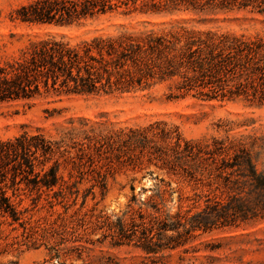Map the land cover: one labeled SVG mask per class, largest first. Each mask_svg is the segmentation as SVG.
<instances>
[{"label": "trees", "instance_id": "trees-1", "mask_svg": "<svg viewBox=\"0 0 264 264\" xmlns=\"http://www.w3.org/2000/svg\"><path fill=\"white\" fill-rule=\"evenodd\" d=\"M119 8L123 14L189 13L197 24L184 20L162 31L120 32L77 45L56 38L28 41L15 54H0V104L49 95L128 94L164 82L170 99L264 105V37L196 26L234 10L264 16V0H32L11 19L26 26H73ZM69 124L56 140L39 133L0 139V217L20 221L8 191L13 195L21 185L36 195L33 204L45 195L49 209L61 205L66 214L78 195L75 179L90 178L104 193L108 177L150 166L203 190L193 196L194 203L203 199V207L191 215L179 209L170 214L169 185L160 180L152 195L132 196L119 215L92 219L74 213L46 223L41 240L51 260L87 257L91 247L108 241L139 250L145 258L137 264H162L157 255L184 246L196 232L264 220V174L242 139L187 140L161 121L118 129L84 120ZM96 232L100 238L92 240Z\"/></svg>", "mask_w": 264, "mask_h": 264}, {"label": "rangeland", "instance_id": "rangeland-1", "mask_svg": "<svg viewBox=\"0 0 264 264\" xmlns=\"http://www.w3.org/2000/svg\"><path fill=\"white\" fill-rule=\"evenodd\" d=\"M32 0H0V54L12 55L28 41L36 39H63L71 45L90 41L95 37L116 36L120 32L162 31L171 24L184 20L197 24L189 13L172 15H143L138 11L123 14L124 8L88 19L73 26H26L12 21L13 12ZM202 28L219 27L224 30L264 37V16L249 9L218 13ZM14 34V38H9ZM168 83L128 94L109 96L49 95L32 101L0 104V139L22 133L42 134L46 139H59L62 132L79 120L102 124L107 128L145 127L153 122H164L187 140L208 141L211 138L242 139L252 146L256 169L264 174V105L243 101H203L187 96L170 99ZM67 180V172L62 171ZM75 205L66 214L61 205L49 209L46 196L33 204L36 198L24 185L12 195V203L21 212L19 222L0 217V264H137L145 256L131 247H111L108 241L91 247L88 256L82 254L62 263L51 260L41 240L42 228L58 216L86 214L92 219L99 215H119L132 196L144 200L155 192L160 180L170 193L166 209L170 214L179 211L190 215L203 207V199L193 202L194 194L203 190L167 175L164 170L150 166L141 172L120 171L106 179L105 192L90 178L78 181ZM74 179L71 180V182ZM132 188V190H131ZM178 196L182 202H178ZM73 197L67 204H71ZM83 204V205H82ZM82 205V207H81ZM100 238L96 232L90 237ZM162 264H264V220L241 225L236 229H214L196 232L194 239L174 250H166L155 257Z\"/></svg>", "mask_w": 264, "mask_h": 264}]
</instances>
